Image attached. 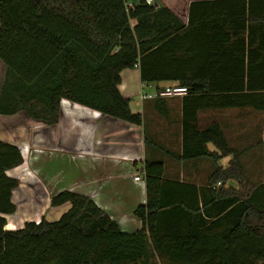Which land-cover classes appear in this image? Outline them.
Here are the masks:
<instances>
[{
    "label": "trees",
    "instance_id": "1",
    "mask_svg": "<svg viewBox=\"0 0 264 264\" xmlns=\"http://www.w3.org/2000/svg\"><path fill=\"white\" fill-rule=\"evenodd\" d=\"M0 60V115L25 112L48 125L59 122L64 99L142 125L120 90L125 69L139 67L142 82L186 86L200 101L195 112L185 111V138L194 131L203 149L183 157L217 163L234 150L218 123L196 127V111L264 110V0H196L187 22L159 1L0 0ZM237 161L216 166L207 200L204 188L165 179L163 161L146 160L147 201L135 210L142 221L135 232L73 190L52 196V206L70 205L59 219L7 229L19 187L7 171L24 156L0 139V264H264V183L244 190ZM226 180L239 186L214 188Z\"/></svg>",
    "mask_w": 264,
    "mask_h": 264
},
{
    "label": "crops",
    "instance_id": "2",
    "mask_svg": "<svg viewBox=\"0 0 264 264\" xmlns=\"http://www.w3.org/2000/svg\"><path fill=\"white\" fill-rule=\"evenodd\" d=\"M193 1L196 0H161L160 3L187 22ZM121 76L120 90L131 100L133 111L142 114V125L98 115L94 110L66 99L62 100L61 116L55 125L35 123L25 112L0 115L1 124L3 117H10L5 120L10 122L9 132L0 133V139L19 146L24 156L22 165L7 171L9 176L19 180L13 195L16 216L9 224L18 225L42 216L47 218L48 208H56L51 205L52 196L73 190L90 196L118 221L123 231H138L142 221L135 210L146 204L147 192L146 184L143 186L133 177L140 175L145 180L146 160L163 161L165 179L204 188L207 200L212 198L206 188L216 166L228 168L234 157L243 171L247 167L244 159L253 158V174L259 178L258 184L264 183V110L198 108L196 127L203 130L218 123L234 153L223 156L213 142H208L206 147L211 153L222 155L217 163L209 156L184 158V151L191 156L203 149L194 131L186 138L184 132L185 111L188 108L189 113L195 112L199 97L186 95L142 100L140 68L125 69ZM153 84L158 87L180 85L175 81ZM71 151L76 153L70 156L78 160L77 166L63 163V157ZM27 162L28 167L25 166ZM223 186L237 188L239 184L236 180L218 181L214 188ZM69 207V204L57 207L60 212L55 220Z\"/></svg>",
    "mask_w": 264,
    "mask_h": 264
},
{
    "label": "rangeland",
    "instance_id": "3",
    "mask_svg": "<svg viewBox=\"0 0 264 264\" xmlns=\"http://www.w3.org/2000/svg\"><path fill=\"white\" fill-rule=\"evenodd\" d=\"M155 1H157V0H155ZM159 2H161V0H158ZM5 76H6V66H5V64L0 60V91H1V89H2V86H3V83H4V80H5ZM137 83L138 82H136V85H137ZM176 84V83H175ZM139 98V97H138ZM7 118L9 119L10 117H3L1 120H4V121H2V124L0 123V133H1V135H4L5 133H7V132H9V130H8V128H7V126L10 124V122L9 121H5V120H7ZM31 119V118H30ZM31 120H33V119H31ZM33 122H35V123H38V122H36V121H34L33 120ZM42 123V122H41ZM39 124H40V122H39ZM70 154H67V156L66 157H63V163L65 164V165H67V166H77L78 165V160L77 159H73V158H71V154H75L76 155V153L74 152V151H71V152H69ZM54 159H56V158H54ZM240 161H241V159H240ZM239 161V162H240ZM242 162V161H241ZM243 164V163H242ZM244 164H246V170L244 169V172H245V175H246V179L248 180V182L245 184L246 186H244V190H245V188L247 187V184L248 185H251V186H255V185H257L258 184V182H259V178L258 177H256L254 174H253V158H247V159H244ZM25 166L26 167H28L29 166V164H28V162H27V164H25ZM29 171V170H28ZM257 179V180H256ZM63 208V207H62ZM49 209V214H47L46 216H47V218H48V220H55L56 218H58L59 217V210H60V208H48ZM47 213V212H46ZM16 215L14 214V215H12V216H10L9 217V220H12V217H15ZM41 218H43V216L41 217ZM46 218V217H45ZM46 218V219H47ZM38 219V218H37ZM33 220H35L34 218L33 219H31V220H29V221H33ZM27 221H25L24 223H22V224H18V225H13L12 223H10L9 224V226L12 228V229H17V228H21V227H23L24 226V224L26 223Z\"/></svg>",
    "mask_w": 264,
    "mask_h": 264
},
{
    "label": "built area",
    "instance_id": "4",
    "mask_svg": "<svg viewBox=\"0 0 264 264\" xmlns=\"http://www.w3.org/2000/svg\"><path fill=\"white\" fill-rule=\"evenodd\" d=\"M155 0H146V3L153 4ZM132 6V5H130ZM189 93V89L186 86L181 85H169L164 87H158L157 85L151 82H142L140 98L142 100L152 99V98H165V97H174V96H186ZM96 114L100 115L101 113L95 111ZM134 180L141 183L143 186L146 184V181L141 178L140 175H135ZM220 184V183H219ZM37 224L40 223L41 218L35 219ZM7 229H12L9 224L6 227Z\"/></svg>",
    "mask_w": 264,
    "mask_h": 264
}]
</instances>
